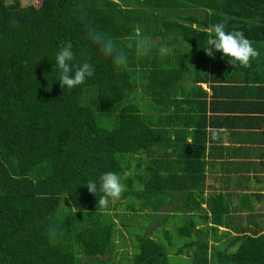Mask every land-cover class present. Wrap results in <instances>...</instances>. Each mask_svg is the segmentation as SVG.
Returning a JSON list of instances; mask_svg holds the SVG:
<instances>
[{"label": "trees", "instance_id": "16d2710c", "mask_svg": "<svg viewBox=\"0 0 264 264\" xmlns=\"http://www.w3.org/2000/svg\"><path fill=\"white\" fill-rule=\"evenodd\" d=\"M239 2L41 0L37 6L0 0V264H172L170 230L162 231L164 246L156 234L137 236L136 252L115 243L119 214L108 220L98 204L100 176L124 174L132 163L128 155L138 154L112 209L130 194L129 208L144 214L155 196L182 191L186 218L201 207L207 113L191 104L207 101L202 89L185 83L186 65L177 62L191 61V48L199 61L191 81L207 83L209 70L224 82L245 80L249 68L233 66L214 47V58L204 50L214 35L209 30L221 22L260 47L264 25L247 21ZM89 26L111 38L127 63L117 66L105 56L89 38ZM137 32L151 41L147 55L136 54ZM67 43L72 65L87 61L95 72L82 85L61 89L56 55ZM112 115L109 127L105 120ZM89 181L97 183L95 194ZM224 197L208 200V221L200 215L206 226L197 227L193 215L177 225L184 239L177 254L189 253L190 264H264V223L256 221L264 215H249L256 230L245 229L236 223L239 215H225ZM151 207L157 213L160 204ZM219 225L238 233H220Z\"/></svg>", "mask_w": 264, "mask_h": 264}, {"label": "crops", "instance_id": "0c3cea01", "mask_svg": "<svg viewBox=\"0 0 264 264\" xmlns=\"http://www.w3.org/2000/svg\"><path fill=\"white\" fill-rule=\"evenodd\" d=\"M239 1L238 5L243 9L242 13L247 15V21L264 25V0ZM257 49L259 57L252 61L245 80L236 76L235 82H224L223 78L212 76V71L209 70L207 75L211 77L207 83H190L202 89L207 101V106L191 104L200 110L206 107L209 134L205 200L198 210L188 212V215H193L188 218L193 219L199 228L207 225L200 221V215H204V220L205 215H211L208 200L215 194L222 193L225 196L223 199L229 208L225 215H239L236 223L245 229L256 230L255 219L252 217L253 221L249 215H264V41ZM198 97L200 96L196 95ZM214 133L219 139H213ZM183 193L176 192L172 196L161 194L158 201L155 196L150 207L159 203L158 212L164 215L141 217L152 216L156 220L154 225L158 233L166 229L171 231L177 225L164 224V217L176 212L184 213L181 209L186 200ZM163 205L167 207L161 209ZM216 209L219 211L220 206ZM115 221L117 223V218ZM256 221L264 223V217H256ZM209 225H214L211 220ZM218 228L220 233H238L228 226L219 225ZM150 234L154 235L153 232ZM125 235L128 237V232Z\"/></svg>", "mask_w": 264, "mask_h": 264}, {"label": "clouds", "instance_id": "9594fccd", "mask_svg": "<svg viewBox=\"0 0 264 264\" xmlns=\"http://www.w3.org/2000/svg\"><path fill=\"white\" fill-rule=\"evenodd\" d=\"M225 23H216L209 30L214 35H210L204 47L206 55L214 58L213 47L216 51L221 52L225 57L230 58L229 63L235 66L237 63L244 67H251L253 60L259 57V52L253 46V42L245 37L241 31L227 32L225 30ZM89 38L99 46L100 51L105 56H111L117 66L127 63L126 55L117 50L114 41L98 32L95 28L88 27ZM135 49L138 56L147 55L151 49V41L148 37L142 36L139 32L135 37ZM73 45L67 43L61 47L56 55V62L60 69V87L68 89L75 88L82 85L86 78L92 77L95 72L94 66L85 61L79 65H72L74 60V53L72 51ZM213 139H219L217 134H213ZM89 192L95 194L97 192V183L89 181L87 184ZM99 190L103 194L98 204L101 207H106L109 198L118 200L125 191L124 185L121 183L120 177L114 172H107L100 176Z\"/></svg>", "mask_w": 264, "mask_h": 264}, {"label": "rangeland", "instance_id": "374dc122", "mask_svg": "<svg viewBox=\"0 0 264 264\" xmlns=\"http://www.w3.org/2000/svg\"><path fill=\"white\" fill-rule=\"evenodd\" d=\"M23 5H37L39 6L41 3V0H21ZM191 10V9H190ZM193 11V10H191ZM158 29V28H157ZM185 44L180 45L179 49L184 47ZM186 48H190V46H186ZM171 52L174 53L172 50H175L174 47H171ZM185 50V48H184ZM190 52L192 53L190 55L191 61L190 60H186V61H181V63L177 62L178 64H183L186 65V71L184 70V81L186 84H190L192 83V73H193V67L196 63H198V59H197V54L195 53V51L193 49L190 48ZM189 58V59H190ZM194 64V65H193ZM147 106V104H146ZM113 116V115H112ZM108 116L105 120V124L108 125L109 127L114 126L115 124V116ZM139 155H128V158H132V163L130 165L129 168L126 169V171L124 172V174H119L118 176L120 177L121 183L124 185V188L126 189V177L127 176H131L133 171H134V167L135 165H137L138 161L137 159H139L138 157ZM111 199V198H110ZM109 199L108 205L105 208L106 211V215H108V220L112 219V214L114 215V213H118L119 216L117 217V223L115 224V232H114V241L115 243H121L122 246H128L130 244V246L134 249L138 247L139 242H138V238L137 236H146V235H150L151 232H153V234L158 235L157 239L160 240L159 242L161 243L162 246L167 245V239L165 237V235H163L162 230H160V232L158 233L157 228L154 225V222H156V220L152 217V216H147L145 218L143 217H136L135 215H164L163 213H159V212H155L153 207L148 208L144 214L139 213L140 210L139 209H135L133 210L132 208H129V203L131 201L130 198V194L121 199L120 200V204L118 205L117 211H115L114 209H112V204H113V200ZM66 201V200H64ZM165 207H167L166 205L161 206V209H164ZM175 208V207H174ZM179 212V210H178ZM173 215H177V216H173ZM185 215L182 212L179 213H174L171 214L170 220H169V225H182L185 222L186 219V215L185 217L183 216ZM189 217V215H187V218ZM104 218H105V214H104ZM126 228L127 232H128V238L126 237L125 234H127L126 230L124 229ZM177 229L176 228H171V232L173 234L174 237V244L173 246L170 247V260L172 264H190L191 263V258L189 256V253H185L184 255H180L177 254L178 249L183 246V238H181V236L176 232ZM125 233V234H124ZM131 242V243H130ZM131 254H133V252H131ZM131 257V256H130ZM104 258V257H101ZM89 257L88 256H83L82 261L83 262H88ZM130 264H133V261H131Z\"/></svg>", "mask_w": 264, "mask_h": 264}]
</instances>
